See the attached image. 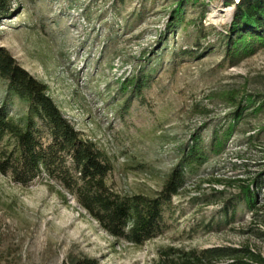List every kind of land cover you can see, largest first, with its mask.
<instances>
[{
	"label": "rangeland",
	"instance_id": "rangeland-1",
	"mask_svg": "<svg viewBox=\"0 0 264 264\" xmlns=\"http://www.w3.org/2000/svg\"><path fill=\"white\" fill-rule=\"evenodd\" d=\"M10 1L0 46L112 158L107 182L119 194L153 196L193 134L208 143L239 107L244 117L222 150L184 172L167 230L141 245L113 239L46 177L22 187L0 175V264H181L220 246L264 257V188L258 210L238 206L217 223L224 200L264 169V42L226 49L235 4L189 0L176 17L177 0ZM141 73L139 92L120 89Z\"/></svg>",
	"mask_w": 264,
	"mask_h": 264
},
{
	"label": "trees",
	"instance_id": "trees-1",
	"mask_svg": "<svg viewBox=\"0 0 264 264\" xmlns=\"http://www.w3.org/2000/svg\"><path fill=\"white\" fill-rule=\"evenodd\" d=\"M188 1L177 0L176 17ZM224 1L235 4L226 31V49L237 52L264 42V0ZM10 9V0H0V16ZM146 75L130 77L121 82L120 89L132 94L139 92L147 81ZM243 117V107H239L225 131L213 130L208 143L199 134H193L190 143L179 149V161L153 196L122 195L107 182L113 169L112 158L96 142L83 137L50 97L46 84L0 46V175L22 187L46 177L60 187L64 198L70 196L101 230L118 241L141 245L163 234L174 213L173 197L184 184V172L201 165L209 154L222 150L230 130ZM261 188L264 169L250 181H241L238 193L224 200L217 223L233 222L238 206L250 214L258 210ZM64 264L99 263L87 256H68ZM181 264H264V257L248 246H220L192 252Z\"/></svg>",
	"mask_w": 264,
	"mask_h": 264
}]
</instances>
